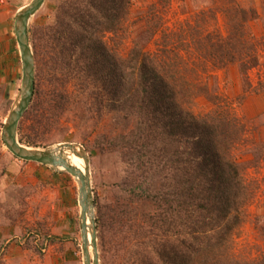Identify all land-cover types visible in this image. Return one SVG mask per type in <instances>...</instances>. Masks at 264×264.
<instances>
[{"label": "trees", "instance_id": "trees-1", "mask_svg": "<svg viewBox=\"0 0 264 264\" xmlns=\"http://www.w3.org/2000/svg\"><path fill=\"white\" fill-rule=\"evenodd\" d=\"M135 1L68 0L59 8L55 27L43 29L44 34L31 31L37 77L47 66L61 91L51 89L42 98L36 80L32 105L19 126L20 142L38 146L39 140L31 136L47 133L67 110L94 105L100 113L113 114L119 133L101 135L97 142L118 151L140 172L133 178L145 180V187L136 186L132 193L160 210L159 216H143L150 230L144 225L135 229L138 238L150 237L141 243L150 244L157 259L149 264H264V259L242 261L235 254L234 236L253 202L245 166L231 154L244 128L236 109L221 103L209 87L211 73L238 68L246 76L260 63L251 32V22L260 16L241 0H205L215 6L208 12L196 8L197 0H183L186 11H199L196 27L187 24L181 32L166 34L154 13L147 26L136 24L134 47L124 57L103 38L113 34L117 39L126 31ZM220 18L224 32L217 28ZM211 21L217 28L213 32L206 27ZM157 35H162L157 51H147ZM71 80L81 85L72 103L66 89ZM198 97L215 108L195 113ZM176 234L181 237L178 243ZM47 239L41 237L40 242ZM135 264L145 263L140 259Z\"/></svg>", "mask_w": 264, "mask_h": 264}, {"label": "rangeland", "instance_id": "rangeland-1", "mask_svg": "<svg viewBox=\"0 0 264 264\" xmlns=\"http://www.w3.org/2000/svg\"><path fill=\"white\" fill-rule=\"evenodd\" d=\"M66 1L68 0H45L43 7L30 22V36L32 30H41L44 34L43 29L55 27L59 8ZM197 1L199 5L196 8L204 7L206 12L207 9L215 7L208 5L210 2L205 0ZM31 2L32 0H0V264H84L78 180L47 166L18 160L8 151L2 139L4 126L22 85L23 70L14 32L15 17ZM240 2L244 7L255 8L260 16L258 21L251 22V32L257 39L255 45L262 56L261 61L255 68L250 69L246 76H242L238 68L228 72L211 73L209 87L221 103L236 109V115L244 128L243 138L233 152L231 150V154L238 156V162L245 166L243 176L250 186L253 202L247 210L248 216L243 219L242 226L234 236L235 254L242 261L259 262L264 259V0ZM198 9L195 11L190 7L186 11L183 0H136L131 5V14L126 20V31L120 33L117 39L115 35L108 34L103 40L108 48L115 49L117 54L127 57L134 47L136 24L147 26L153 21L156 13L161 32H181L187 24L192 28L196 27ZM217 26L224 32L222 18ZM206 27L213 32L216 25L211 21ZM161 37L162 35H157L150 41L146 50L155 53ZM148 40L150 38L144 37V41ZM120 42L122 45L119 46ZM46 53L45 49L43 56H46ZM180 55L185 56V53L180 51ZM43 68L42 74L36 78L42 98L47 91L54 88L58 90V82L51 81L53 75L49 76L47 66ZM58 72L59 69H55V78ZM59 77L58 73L57 78ZM66 89L70 94V103L81 94V85L76 80H71ZM196 101L193 110L197 114L215 108L213 103L203 97H198ZM75 110H67L61 114L56 119L58 122L44 135L31 136L39 140L36 147L74 143L83 146L87 151L96 203L100 264H126L128 260L130 264H135L140 259L145 264L152 260L156 263L157 259L150 253L151 245L147 243L148 246H141V243L145 240L148 242L150 237L144 239L142 235L143 239L138 238L140 234L136 235L135 229L144 225L145 230H150L151 227L143 216H159L160 210L153 203L145 202L138 192L132 193L131 190L136 186L142 184L145 187V180L133 178L140 172L130 166L118 151L109 150L105 146L103 149L97 142L101 135L113 137L119 133L118 129H115L113 114L100 113L94 105L90 109L81 107ZM72 156L67 157L71 165L86 176L84 160L81 159L83 161L77 163ZM33 167L39 169L35 170ZM54 174L61 175L53 178ZM133 181L135 183L130 187L128 184ZM65 184L68 186L67 193L72 196L78 208L76 241L73 240L70 247L69 241H63L65 237L56 238L52 233L53 226L43 227L42 218L40 221L37 219L40 212H45L46 216L50 213L51 216L52 207L55 205L57 209ZM49 191L53 193L50 194ZM99 220H102L104 227ZM84 225L86 240L89 242L88 254L92 260L95 258L91 247L93 230L91 224L84 221ZM174 227L178 234L180 229L175 220ZM177 234L175 240L178 243L181 237ZM41 237L48 239L40 242ZM167 239L169 240V237ZM46 242L49 245L45 251Z\"/></svg>", "mask_w": 264, "mask_h": 264}, {"label": "water", "instance_id": "water-1", "mask_svg": "<svg viewBox=\"0 0 264 264\" xmlns=\"http://www.w3.org/2000/svg\"><path fill=\"white\" fill-rule=\"evenodd\" d=\"M44 3L45 0H32L31 4L21 9L15 17L14 32L22 62V85L18 98L4 126L2 139L8 151L18 160L47 166L58 173H66L78 179L79 205L82 208L80 227L84 264H100L96 203L90 175V157L87 151L83 146L74 143L58 144L51 147H28L22 144L19 139V126L32 105L37 78L36 58L30 42V22L43 7ZM70 155H75L84 160L87 171L86 176H83L77 168L71 165L67 159ZM91 211L94 214L91 247L95 257L92 260L88 254L89 242L86 240L87 232L84 225L85 216Z\"/></svg>", "mask_w": 264, "mask_h": 264}, {"label": "crops", "instance_id": "crops-1", "mask_svg": "<svg viewBox=\"0 0 264 264\" xmlns=\"http://www.w3.org/2000/svg\"><path fill=\"white\" fill-rule=\"evenodd\" d=\"M33 168L35 170L39 169L36 167ZM59 175L61 174H54L53 178ZM67 191H68V186L65 184V187H63V196L61 197L62 199H60V204L57 207V209L55 205L52 207L51 216L50 213L49 216H46L45 212H40V215L37 219L40 221V219L42 218L41 221L43 223V227H45L46 225L49 227L53 226L52 233L56 236V238L65 237L63 238L64 239L63 241L64 242L69 241L68 247H70V245L72 244L71 242L73 240L76 241L75 238L77 235L76 232L78 229L79 221H78V208H76L77 207L76 202L74 201L72 196L67 193ZM49 193L52 194L53 191L51 192L49 191ZM55 209L57 211H55ZM66 258L69 259L68 257ZM66 264H72V263H66Z\"/></svg>", "mask_w": 264, "mask_h": 264}, {"label": "bare ground", "instance_id": "bare-ground-1", "mask_svg": "<svg viewBox=\"0 0 264 264\" xmlns=\"http://www.w3.org/2000/svg\"><path fill=\"white\" fill-rule=\"evenodd\" d=\"M70 156H72V155H70ZM73 158H74V161L75 162H77V163H81V161H83V160H81V158H78L77 156H75V155H73L72 156ZM82 174V173H81ZM83 175V174H82ZM77 179V178H76ZM78 180V179H77ZM93 212L91 211V212H89L88 214H87V216H85V222L86 223H89V224H91V227L93 228V224H92V221H93Z\"/></svg>", "mask_w": 264, "mask_h": 264}, {"label": "built area", "instance_id": "built-area-1", "mask_svg": "<svg viewBox=\"0 0 264 264\" xmlns=\"http://www.w3.org/2000/svg\"><path fill=\"white\" fill-rule=\"evenodd\" d=\"M48 243L46 242L45 244H44V247H45V251H46V248L48 247Z\"/></svg>", "mask_w": 264, "mask_h": 264}]
</instances>
